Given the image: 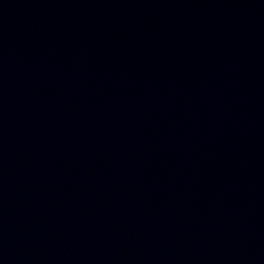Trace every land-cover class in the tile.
<instances>
[{
	"label": "water",
	"instance_id": "95a60500",
	"mask_svg": "<svg viewBox=\"0 0 264 264\" xmlns=\"http://www.w3.org/2000/svg\"><path fill=\"white\" fill-rule=\"evenodd\" d=\"M0 264H264V0H0Z\"/></svg>",
	"mask_w": 264,
	"mask_h": 264
}]
</instances>
